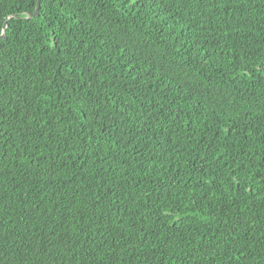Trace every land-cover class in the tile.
I'll return each instance as SVG.
<instances>
[{"label":"trees","instance_id":"obj_1","mask_svg":"<svg viewBox=\"0 0 264 264\" xmlns=\"http://www.w3.org/2000/svg\"><path fill=\"white\" fill-rule=\"evenodd\" d=\"M0 0V264H264V0Z\"/></svg>","mask_w":264,"mask_h":264},{"label":"water","instance_id":"obj_2","mask_svg":"<svg viewBox=\"0 0 264 264\" xmlns=\"http://www.w3.org/2000/svg\"><path fill=\"white\" fill-rule=\"evenodd\" d=\"M39 1H40V0H36V5H35V9H34V11H33L32 13H27L25 17H31V16H34V15H36V14L38 13V9H39ZM14 16H17V15L10 14V15L6 18V20L4 21V23H3V28H2V31H1V33H0V38H5V37H6V36H5V27H6L7 19L10 18V17H14ZM17 17H19V16H17Z\"/></svg>","mask_w":264,"mask_h":264},{"label":"snow or ice","instance_id":"obj_3","mask_svg":"<svg viewBox=\"0 0 264 264\" xmlns=\"http://www.w3.org/2000/svg\"><path fill=\"white\" fill-rule=\"evenodd\" d=\"M132 2L135 4V3H137V0H132Z\"/></svg>","mask_w":264,"mask_h":264}]
</instances>
